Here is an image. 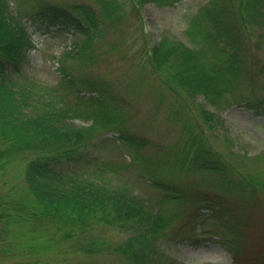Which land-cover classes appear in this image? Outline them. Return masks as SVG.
I'll return each mask as SVG.
<instances>
[{
    "label": "trees",
    "instance_id": "trees-1",
    "mask_svg": "<svg viewBox=\"0 0 264 264\" xmlns=\"http://www.w3.org/2000/svg\"><path fill=\"white\" fill-rule=\"evenodd\" d=\"M33 1L37 2L33 8H25L23 1H16L13 3L16 12L13 13L9 0H0V173L15 166L9 163L8 158L16 156V152L26 149L31 154L20 165L22 180H18L13 188H3L0 192V235L4 236L0 242L2 260L11 261L10 258L13 257L9 264H68L66 257L70 254L90 255L88 253L92 252V245H96V241L84 238H89L87 232L94 222L117 224L124 230L139 226L147 228L153 224L151 231L156 237L165 236L162 228L169 221L171 213H162L163 200L157 201L159 206L154 210L149 200L144 203L136 195L127 194L125 189L118 190L109 185L105 180L106 176L101 175L105 171L103 169L118 171L117 167L122 165L124 168L127 163L115 165L110 161L100 160L93 152L98 151L102 141L112 144L118 142L119 147L126 146L130 153L133 152L132 160L142 163L148 173L154 176L156 165L138 159L151 141L142 133L125 132V122L129 116L127 104L130 103L125 96L130 92L138 98L142 93L139 89L141 81L149 83L151 80L155 81L156 88L163 96H168L166 94L172 88L169 87V82L174 80L188 86L191 96L200 93L205 101L220 105L215 96L222 94L221 91L228 89L236 80L238 68L233 66L237 53L225 52L223 45L217 44V39L226 31L229 44L234 48V23L222 20L223 12L218 14L214 9L213 16H217L212 18L214 26L215 18L217 22L215 31L207 30L202 33L199 41L192 36L191 40L202 43L201 47L188 46L181 41L167 45L166 40L151 44L145 41L143 5L152 2L166 6L180 0H90L91 3L82 0ZM242 2L243 7L239 6L240 18L254 15L257 0ZM246 6L249 11L245 13L241 9H247ZM235 8L236 5L233 4L225 5L224 16L226 10L228 12ZM23 13L28 14L31 21L39 19L47 25L57 24L79 34L60 53L58 71L61 77L57 85L46 88L41 84L26 82V78L20 85L12 83L11 73L18 71L27 49L33 46L30 32L22 20L25 16ZM221 23L224 25L220 27ZM108 31H114L119 36L110 43L112 49L120 47L130 37L139 36L143 41V45L137 49L130 47L135 51L124 48L123 56L132 60L129 68L136 75L133 79L128 77L130 82L128 81L126 88L114 84L104 72L94 67L99 60L96 50ZM215 46L223 54L226 53L227 57L224 55L225 59H221L219 50L220 54L216 57L219 61L208 62L207 52ZM171 50L173 61L168 66L175 72L165 76V73L162 74L165 70L163 61L169 60L170 55H167ZM138 52L145 55L141 62L136 56L139 55ZM155 53L158 58H154ZM198 53L201 54L199 59ZM132 86L136 91H132ZM169 93V109L175 113L178 109L187 110L189 119V122L181 126L185 140L177 153V156L181 155L180 158L174 157L173 163L179 161L182 166H187L183 165L184 159H187L189 166L220 174L217 185L203 187L189 183L184 185V182L179 185L167 184L166 181L157 180L158 176L153 178L154 187L160 190L158 195L166 198L165 201L170 198L176 199V202L191 200L192 208L182 218L185 228H182L180 235L173 231V236L189 239L201 217H213L245 228L249 223L241 216V209L248 194L251 199L256 198L254 183L258 182L248 179L243 173L252 171L247 169L237 172L239 179L234 178L232 173L230 178L231 174L217 157L212 156L216 154L206 145V130L192 121V111L186 107L187 104L181 102L183 95ZM236 102L250 109L260 108L254 107L259 102H252L242 95H236L226 105ZM205 114L210 117V113ZM76 120H90V123L77 125ZM105 133H112L113 136L101 138ZM4 155L5 159L1 160ZM93 161L96 163L93 164L97 173L88 172ZM7 162L9 165L6 167ZM168 174L174 175L171 172ZM247 187H251V191ZM202 209L207 212L202 213ZM23 226L35 228L33 239L37 241L40 236L42 243L29 238L24 242L23 236H18L22 235L20 233L23 232ZM140 234L146 236L145 233ZM155 235L147 234L148 237L142 242H137L136 236H130L115 246L113 242L107 243L106 240L100 244L108 249L121 251L129 264H146L147 258L137 256L136 249L141 252L140 246L145 243V246H150ZM232 248L233 264H264V254L256 262H252L244 251ZM56 255L62 256L58 262Z\"/></svg>",
    "mask_w": 264,
    "mask_h": 264
},
{
    "label": "rangeland",
    "instance_id": "rangeland-1",
    "mask_svg": "<svg viewBox=\"0 0 264 264\" xmlns=\"http://www.w3.org/2000/svg\"><path fill=\"white\" fill-rule=\"evenodd\" d=\"M16 1L20 3V0H9L13 13L16 12L13 4ZM21 1H23L25 8H33L37 3L33 0ZM82 1L91 3L92 0ZM227 4L236 5V8L228 12L226 10V16H224L223 7ZM243 5L242 0H234L232 3L231 0H180L173 5L166 6L147 2L142 7V17L145 23V41L151 44L166 40L167 45L181 41L188 46L201 47L202 43H194L191 39L194 37L195 40H198L202 37V33L207 32V30L215 31L217 16H213L214 9L218 14L223 12L222 20L231 21V24L234 23L236 37L234 48L229 44L226 31L217 39V44L223 45L225 52L237 53L236 63L233 66L238 68L236 80L228 89L222 90V94L215 96L220 105L217 104L218 106H216L205 101L200 93L191 96L188 93V86L174 80H170L173 83L169 82V87H172L169 92L183 95L181 102L187 104L186 107L192 111L190 114L194 115L192 121L206 130L204 141L216 154V156H212L217 157L221 165L231 174L230 178L232 173L234 178L239 179L237 172H244L247 169L252 171V175L249 172L243 173V176L259 183H254L256 198L251 199V195L248 194L245 205L241 209V216L244 220L247 219L249 225L244 228L232 222H221L213 217H201L189 239L173 236V231L180 235L182 228H185L182 218L192 208L191 200L176 202V199L170 200L172 199L170 198L165 201L166 198L158 195L160 190L154 187L153 178L158 176L157 180L166 181L167 184L179 185L184 182V185L189 183L203 187L204 185H217L220 181V174L216 171L189 166L186 162L187 159L183 161V165L187 164V166H182V162L179 161L173 163L174 157L180 158L181 156H177V153L185 140L181 126L189 122L187 110L178 109L176 113L173 112L168 106L171 102L168 100L169 92L166 94L168 96H163L162 92L156 88L155 81L151 80L149 83L141 81L139 89L142 93L138 98H135L134 94L130 92L128 95H124L130 102L127 104L129 116L125 122V132L142 133L151 141L150 145L142 150L138 159L156 165L155 175H150L142 163L132 160L134 158L133 152L130 153L126 146L122 148L120 145L121 147H119L118 142L112 144L109 141H102L98 151H94L93 154L99 156L100 160L110 161L115 165H121L122 162L127 163L124 168L122 165L117 167L118 171L103 169L105 171L101 175L106 176L105 180L112 187L118 188V190L125 189L127 194L136 195L144 203L149 200L154 210L158 209L157 201L163 200L162 213L167 215L171 213L169 221L162 228L165 230V236L156 237L151 231L153 224L147 228L146 226H139L136 229L124 230L117 224L94 222L87 232L89 238H84L87 241H96V245H92V252L88 253L90 255L70 254L66 257L68 258L66 263L129 264V260L121 251L108 249L100 242L106 240L107 243L113 242L115 246L130 236H136V241L142 242L145 237H148L147 234L155 235L150 246H145L147 243L140 246L142 253L136 249L137 256L142 255L147 258L146 264H179L178 261L183 264H233L232 247H235V250L239 248L241 252L244 251L245 255L250 256L252 262H256L257 258L264 254V0H257V9L254 11V15H247L246 18H240L239 6L243 7ZM241 10H244L245 13L249 11L248 7ZM26 13H23L25 16L22 20L30 32L33 46L27 49L26 56L21 61L18 71L11 73L12 83L14 85L19 83L20 85L24 83V78H26V82L31 81V83L44 85L46 88L47 86L52 87L59 83L61 77L58 71L60 53L68 48L71 41L76 39L79 34L57 24L47 25L39 19L31 21ZM214 17H216L215 26L212 20ZM222 25L224 24L221 23L219 26ZM106 33L104 40L99 43L96 50L99 60L94 67L96 70L104 72L109 79L113 80L114 84L123 85L122 87L126 88L128 86L126 84L130 82L128 77L133 79L136 75L129 68L132 60L123 56L124 48L135 51L130 47L133 46L137 49L143 45V41L139 36L130 37L125 39V42L123 39L124 43L120 47L116 46L112 49L110 43L119 36L114 31ZM219 50L221 51L216 46L210 48L207 52V61H219L216 59L220 54ZM138 53L139 55L136 56L141 62L145 55L142 52ZM170 54H173L172 50L167 57ZM199 55L201 57V54L198 53V59ZM224 55L227 57V54H223L221 51V59H225ZM154 58H158L157 53L154 54ZM171 60L172 55L169 56L167 62L163 61L165 70L162 71V74L165 73V76L174 71L168 66L173 61ZM172 65L174 66V64ZM131 84L133 85V81ZM131 88L133 92L136 91L133 86ZM236 95H242L252 102H259L254 107L260 108L250 109L238 102L226 105ZM206 112L210 113V117H207ZM75 123L84 125L89 124L90 120L87 122L76 120ZM114 135L117 134L114 133ZM107 136H113V134L105 133L101 138ZM15 154L16 156L8 158L9 163L15 166L10 167L8 172L0 173V192L3 188H13L18 180H22L20 165L25 163L26 158L31 154L26 149ZM5 157L4 155L1 160H4ZM144 158L145 160H143ZM93 163L95 162L93 161ZM8 165L7 162L6 167ZM90 171L98 172L94 164L89 167L88 172ZM170 172L174 175L168 174ZM11 174L13 176H10ZM9 176L10 179H7ZM247 189L251 191L252 188L247 187ZM201 212L205 213L207 210L202 209ZM34 231L35 228L23 226V232L20 233L22 235L18 236H23L22 239H25L24 242H26L28 238L33 239ZM140 233H145L146 236ZM3 237L0 235V242ZM36 240L34 241L39 243L42 241V237L39 236ZM61 257V255L55 256L58 259L57 262ZM10 259L11 261L5 262L0 255V264L12 263L13 257Z\"/></svg>",
    "mask_w": 264,
    "mask_h": 264
}]
</instances>
